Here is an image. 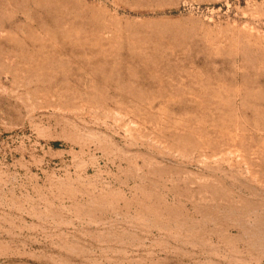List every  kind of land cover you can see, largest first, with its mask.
<instances>
[{
    "label": "rangeland",
    "instance_id": "374dc122",
    "mask_svg": "<svg viewBox=\"0 0 264 264\" xmlns=\"http://www.w3.org/2000/svg\"><path fill=\"white\" fill-rule=\"evenodd\" d=\"M0 264H264V0H0Z\"/></svg>",
    "mask_w": 264,
    "mask_h": 264
}]
</instances>
